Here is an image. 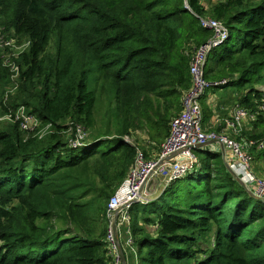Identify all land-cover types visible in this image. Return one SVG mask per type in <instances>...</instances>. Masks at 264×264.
<instances>
[{"label": "trees", "instance_id": "16d2710c", "mask_svg": "<svg viewBox=\"0 0 264 264\" xmlns=\"http://www.w3.org/2000/svg\"><path fill=\"white\" fill-rule=\"evenodd\" d=\"M201 18L228 30L205 65L207 81L226 82L202 96V126L210 93L221 104L229 90L250 114L232 137L264 140V0H0V35L27 41L19 58L0 51V113L23 106L36 120L0 122V264L111 263L107 204L139 151L158 158L213 34ZM137 130L145 146L125 139ZM201 149L197 169L126 210L137 259L264 264V202Z\"/></svg>", "mask_w": 264, "mask_h": 264}, {"label": "built area", "instance_id": "2783aa9c", "mask_svg": "<svg viewBox=\"0 0 264 264\" xmlns=\"http://www.w3.org/2000/svg\"><path fill=\"white\" fill-rule=\"evenodd\" d=\"M201 25L212 30V36L206 43L199 46L190 62L191 73V88L182 97L181 112L174 116L170 123V133L166 140L161 144L159 156L157 159H147L144 154L139 151L136 155L134 165L129 170L128 175L116 189L114 194L110 197L107 204V217L109 218V227L107 231L106 240L108 243V250L111 256L110 264H123L122 244L120 240V223L122 213L129 208V203L136 200L137 202L146 203L150 199L148 188L151 178L154 175H161L164 177L166 183L174 179L180 178L189 172L197 169L199 166L197 157L193 153L194 146H204L208 143H218L223 145L231 151L233 162L230 168L235 178H237L242 185H252L253 188L248 190L254 195L256 199L264 200V178L257 176L251 166V153L249 150L256 147L258 150L264 151V140H253L248 137H240L241 141L231 137L225 132L205 130L202 126V108L200 100L205 94L207 88L216 84H224L226 81L211 83L204 77V69L207 62L208 54L211 50L228 37L227 28L218 20L204 19L200 20ZM13 71L18 72V67L15 64L11 65ZM17 75H13L15 77ZM264 95V86L261 88ZM264 112V103L260 106ZM18 119H23L22 127L24 129H31L28 127L29 122L36 121L28 115H16ZM250 114L247 110L240 106H236L232 118L224 119L225 127L232 128L233 131L239 132L243 126L244 120ZM35 126V125H34ZM83 138L78 132L77 143ZM197 147V148H198ZM162 161L158 165V162ZM125 205V208L122 206ZM119 210L118 216L115 219V212ZM115 219L116 228L113 229L112 222ZM119 232V233H118ZM127 246H131V239L125 242ZM125 253V254H124Z\"/></svg>", "mask_w": 264, "mask_h": 264}, {"label": "rangeland", "instance_id": "374dc122", "mask_svg": "<svg viewBox=\"0 0 264 264\" xmlns=\"http://www.w3.org/2000/svg\"><path fill=\"white\" fill-rule=\"evenodd\" d=\"M0 32H2V28L0 27ZM4 35V34H3ZM3 35H0V51L3 50L6 46L8 47L9 51L11 52L10 54H7V56H15L16 58H19V56L17 57L16 55H19L21 52L24 51V49L26 48L27 46V41L25 39H23L22 37H18L17 35L15 34H9L8 37L5 39ZM6 36V35H5ZM52 44H53V41H52ZM4 55V52L2 51V56ZM13 58V57H11ZM9 57H7V60L6 62L8 61ZM11 71L13 72V70L11 69ZM16 77V76H15ZM16 84L15 83V87H16ZM264 86V84L262 86H258V88H262ZM216 92L212 91L210 93V95L214 94L216 95V101H214L216 104H219L220 103V98L217 94H215ZM234 93H229V94H226L224 96V98L221 100H223V102L221 104H223L224 106H232L235 104V99L236 97L233 96ZM225 103V104H224ZM1 110H3L2 107H0ZM15 111V112H13ZM12 109H8L6 110L5 112H1L0 113V122H2L3 124L9 126L11 123H14V122H19V119H18V116L15 117L16 115H24L25 117L26 116V110L23 106H20L19 108H17L16 110H13ZM222 116V115H221ZM32 119L31 120H35L34 117L30 116ZM21 119V118H20ZM36 124V121H32V122H29L28 124V127L31 128L29 130H32L34 129V125ZM27 130V129H25ZM211 131V130H210ZM132 136H126L125 139L133 144V145H137V143L142 147V146H145L146 144V136L145 134H141V131L137 130L135 132H132L131 133ZM136 134V135H134ZM199 159H202V157L200 156ZM208 160V157H204L203 158V163H205L206 161ZM212 160V159H211ZM212 162V161H211ZM213 165H211V167L214 169L215 167H220L221 163L218 159H213ZM201 168V167H200ZM199 169V168H198ZM94 185H101V182H100V178L99 177H96L94 179ZM169 183H166L164 177H162L161 175H154L151 180H150V183H149V188H148V192H149V196H147V198H149L150 200L151 199H158L161 194L163 193L164 189L167 187ZM138 206H142L141 204H136ZM121 219V223H120V232H121V235L119 233V236H120V240H121V244H125V247H126V255H128V257L130 256V254L134 257V258H138L137 257V248H136V245L134 244V241H133V237L131 235V230H130V216H129V213L124 212L122 213V217H120ZM128 222V223H127ZM141 223V221H140ZM128 239H131V246H127L125 242H127ZM144 255V254H143ZM139 260V259H138ZM146 260L145 259H140L138 261V264H146L145 262Z\"/></svg>", "mask_w": 264, "mask_h": 264}, {"label": "crops", "instance_id": "0c3cea01", "mask_svg": "<svg viewBox=\"0 0 264 264\" xmlns=\"http://www.w3.org/2000/svg\"><path fill=\"white\" fill-rule=\"evenodd\" d=\"M229 93H233L229 90H223L222 91V95L225 96L226 94ZM217 95H219V93H215ZM234 96V94H233ZM216 95L212 94L207 98V102L210 104V106L212 105V110H213V114L211 117V120L209 121V123L203 126V128L205 130H212V131H219L220 132H225L228 135H230L232 137V135H240L242 132V129H244V123L243 126L239 132L233 131L232 128H228L227 126L225 127V123L223 122L224 119H228V118H232L233 115V111L235 109L234 105H230V106H224L223 104H216L214 101L217 102L216 100ZM225 104V103H224ZM222 115V116H221ZM217 128H219V130H216ZM238 141H241V138L237 139ZM198 148H202V157H208V159L210 160V164L213 163V159H218L221 163V165L224 166V168L231 174L232 170L230 168V164L233 162V156L232 153L229 149L227 148H222V146L218 143H208L205 144L204 146L198 147ZM249 152L251 153V151L249 150ZM214 154H219L220 158H218L219 156H214ZM212 160H211V159ZM212 161V162H211ZM213 165V164H212ZM251 166L252 169L254 171V173L257 176H260L262 178H264V154H261L258 150H254L251 153ZM234 177V175H233ZM240 184L242 185V183L240 182ZM246 190H250V188H253L252 185L248 184V185H242ZM122 249L123 252L126 251V247L125 244H122ZM125 254V253H124ZM125 260H126V264H138V259L134 258L131 254L128 257V255L125 254Z\"/></svg>", "mask_w": 264, "mask_h": 264}, {"label": "water", "instance_id": "95a60500", "mask_svg": "<svg viewBox=\"0 0 264 264\" xmlns=\"http://www.w3.org/2000/svg\"><path fill=\"white\" fill-rule=\"evenodd\" d=\"M221 146H222V148H223V145H221ZM197 147H198V146H194V147H192V148L194 149V148H197ZM161 163H162V161H159V162H158V165L161 164ZM251 195H252L253 198H255L254 195H253L252 193H251ZM255 199H256V198H255ZM258 200H261V201L264 202L263 199H258ZM135 202H137V201L134 200V201L130 202L129 205H132V204L135 203ZM122 208H125V205H123ZM118 212H119V210H117V211L115 212V219H116L117 216H118ZM115 219H114L113 222H112V227H113V229L116 228ZM121 257H122L123 264H126V260H125V257H124V255H123V253H122Z\"/></svg>", "mask_w": 264, "mask_h": 264}, {"label": "bare ground", "instance_id": "6f19581e", "mask_svg": "<svg viewBox=\"0 0 264 264\" xmlns=\"http://www.w3.org/2000/svg\"><path fill=\"white\" fill-rule=\"evenodd\" d=\"M227 40V39H226ZM205 73V72H204ZM222 85V84H221ZM181 104V103H180ZM128 223V222H127Z\"/></svg>", "mask_w": 264, "mask_h": 264}]
</instances>
